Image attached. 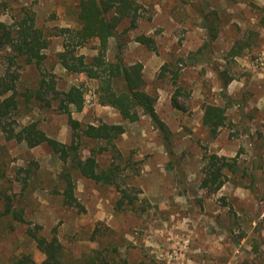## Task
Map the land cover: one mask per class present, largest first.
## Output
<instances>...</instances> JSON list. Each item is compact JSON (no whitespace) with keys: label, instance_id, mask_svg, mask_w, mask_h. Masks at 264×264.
Returning a JSON list of instances; mask_svg holds the SVG:
<instances>
[{"label":"rangeland","instance_id":"rangeland-1","mask_svg":"<svg viewBox=\"0 0 264 264\" xmlns=\"http://www.w3.org/2000/svg\"><path fill=\"white\" fill-rule=\"evenodd\" d=\"M79 2L0 0V20L11 24L28 10L49 40L42 63L22 68L11 65L4 58L8 49L0 48V75L8 68L18 72L19 91L37 86L42 77L54 79L59 90L84 89L80 111L71 105L70 113L63 112L51 95L50 107L37 101L21 106V123L38 121L60 141L70 139L69 114L85 124L123 125L116 147L98 159L101 167L119 166L134 204L119 207L115 186L74 174L84 209L65 206L59 193L63 162L57 154L46 145L6 140L0 131V208L7 193L24 209L25 219L1 218L0 264L23 252L38 262L44 259L26 233L36 225L48 236L56 229L78 259L101 243H114L127 264H264V71L246 63L264 51V0H136L135 27L129 18L118 26L122 54L126 63L143 64L146 89L157 95L155 107L167 132L147 115L134 122L122 118L114 107L98 102L96 80L62 67L63 37L57 34L64 27H80ZM205 14L218 26L214 40L202 27ZM139 34L152 36V47L137 42ZM96 44L91 41L78 53L92 56ZM115 45L110 39L109 59ZM232 48L239 56L231 54ZM228 78L234 80L231 93L222 87ZM176 94L181 109L172 103ZM205 103L226 106L227 119L215 135L198 115ZM103 144L90 142L85 154L88 146ZM214 155L232 164L223 167L218 189L202 184ZM25 178L30 186L24 189Z\"/></svg>","mask_w":264,"mask_h":264},{"label":"trees","instance_id":"trees-1","mask_svg":"<svg viewBox=\"0 0 264 264\" xmlns=\"http://www.w3.org/2000/svg\"><path fill=\"white\" fill-rule=\"evenodd\" d=\"M136 0H80L78 4V20L80 27H64L60 29L63 37L62 50L58 52V60L62 67L69 72L85 73L89 78L98 82L95 90L97 100L101 105L114 107L122 118L134 122L141 115L150 117L152 123L160 130H168L165 122L156 111L157 95L146 89V80L143 74L141 62L126 63L122 54V41L118 26L126 19H131V27H135L138 17ZM208 14H217L210 11ZM202 27L206 30L209 40L218 37V26L209 21L208 15H204ZM116 40L115 51L112 59L107 57L110 39ZM95 41L96 54L87 56L78 53L79 47ZM136 41L148 47H152L154 38L146 34H139ZM208 45L205 42L204 47ZM49 46V40L44 30L36 25L34 14L28 10L23 15L14 19L13 23L0 20V48H7L4 58L11 64L22 68L29 64H41L46 58L44 50ZM242 47L240 46V49ZM198 52L190 56L198 61ZM231 54L239 55L240 51L232 48ZM6 69L0 75V131L6 140L25 142L29 147L46 145L63 162L60 173L63 196V204L68 207L84 209L78 201L75 189L76 180L74 174H79L97 183L113 185L120 193L117 203L119 207L126 204H134L131 191L123 186L120 181L119 166L101 167L98 155L115 148V141L125 132L121 124L101 122L99 124H85L73 118L69 114L68 124L71 128L70 139L60 141L49 136L43 130L38 121L21 123L23 116L21 106L31 101L42 103L45 107L52 106L55 101L63 112L70 113L73 105L80 111L85 105V91L80 86H71L67 90H59L54 79L41 78L37 86L19 91L17 80L20 74ZM228 78L223 83L225 89L229 83ZM52 96L49 101L47 96ZM177 94L173 96L172 103L177 108H183L177 102ZM226 106L216 103L203 104L202 124L212 134L225 124L227 119ZM103 145L88 146L89 143ZM83 149V150H82ZM224 166L232 167L224 156H212L211 165L208 167L210 175L205 177L202 184L205 187L215 185L220 188L223 183L222 169ZM28 172L30 170H27ZM30 174V173H29ZM30 186L28 178L24 179V189ZM58 192V191H57ZM22 196H24L22 194ZM24 197L17 200L21 203ZM0 220L4 216H12L15 220L25 222L24 209L14 203L13 196L4 193L1 198ZM14 228V226H11ZM42 227L36 225L29 227L26 233L35 240L36 246L44 254V259L38 262L31 253H21L8 258L5 264H127L121 255L119 247L114 243H101L89 253H84L79 259L75 258L59 238L57 230H52L50 236L41 231ZM100 232L99 228L93 231L92 239Z\"/></svg>","mask_w":264,"mask_h":264},{"label":"crops","instance_id":"crops-1","mask_svg":"<svg viewBox=\"0 0 264 264\" xmlns=\"http://www.w3.org/2000/svg\"><path fill=\"white\" fill-rule=\"evenodd\" d=\"M234 56H239V55H234ZM253 59H250L249 61H246V63H247V65H249L252 69H254L255 71H264V69H260V68H256L255 66H254V64H253V61H252ZM260 69V70H259ZM234 80H232V81H229V83L227 84V86H226V88L228 89V91L230 92V90H231V86H232V83L231 82H233ZM229 88H230V90H229ZM231 93V92H230ZM156 111H157V113H158V110H157V108H156ZM199 118H200V120H201V122H202V116H203V108H201L200 109V112H199Z\"/></svg>","mask_w":264,"mask_h":264},{"label":"built area","instance_id":"built-area-1","mask_svg":"<svg viewBox=\"0 0 264 264\" xmlns=\"http://www.w3.org/2000/svg\"><path fill=\"white\" fill-rule=\"evenodd\" d=\"M253 64L256 68H263L264 69V51L258 53L254 58H253Z\"/></svg>","mask_w":264,"mask_h":264}]
</instances>
